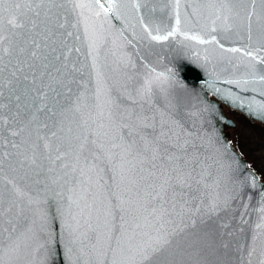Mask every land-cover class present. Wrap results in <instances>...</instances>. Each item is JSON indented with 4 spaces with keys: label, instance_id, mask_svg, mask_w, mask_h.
<instances>
[{
    "label": "snow or ice",
    "instance_id": "obj_1",
    "mask_svg": "<svg viewBox=\"0 0 264 264\" xmlns=\"http://www.w3.org/2000/svg\"><path fill=\"white\" fill-rule=\"evenodd\" d=\"M44 2L0 0V65H3L4 56L12 55L14 51L11 44L17 30L24 29L29 23L36 27L35 21L28 20L27 14L31 12L39 16ZM70 2L73 12L80 10L77 23L72 27L79 28L84 23L87 56L91 58L90 67L95 76L94 87L89 88L82 82V69L70 60L72 52L81 50L75 45L69 47L62 42L64 50L54 57L60 61L59 65L46 63L39 74L35 65H28L33 69L30 75L34 111L30 118L15 126L0 119V221L7 225L0 230V264H14L22 252V236L32 240L44 238V243L35 251L44 258L43 264L49 261L54 264L53 240L56 238L49 229L47 213L34 211L32 207L42 205L49 190L61 198L57 202V213L63 225L60 239L64 242L68 264H90L94 254L103 255L105 264H109V260L110 264H178L177 257L191 255L187 249L192 244L184 240L182 234L188 228H195L196 217L202 208L190 203L192 196L188 190L195 179V167L187 170V161L181 154L186 150L176 142L169 143L174 136L167 122L170 114L163 105L157 107L153 98L154 85L170 77L149 69L139 87L113 83L116 74L127 78L134 64L129 59L127 64L114 61L100 65V34L94 27L90 36L83 10H94L96 25L102 29L109 14L120 19L118 0ZM48 3L63 6L56 5V0H48ZM179 5L180 0H175L176 27L166 34H159L158 29L152 30L143 17L139 18L145 33L141 39L160 42L176 34L181 24ZM202 6L211 10L212 32L217 31L218 24L223 30H230L234 23H242L251 41L253 25H258L259 48L244 49L243 53L250 63L264 64V56L260 55V49H264V0H204ZM133 7L139 10L140 4H133ZM195 13L194 5L192 15ZM59 27L63 28L64 24ZM65 35L81 39L77 33L66 32ZM186 38L201 44L210 42L199 35H186ZM211 42H216L215 36ZM6 44L9 46L5 47ZM41 48V41L33 38L28 55L33 60L41 58ZM52 51L56 50L53 48ZM227 51L236 53L242 50L230 48ZM42 58L47 60L46 56ZM3 71L4 68L0 67V96H3ZM22 71V68L15 67L11 76L16 78L17 72ZM23 79L28 80V76ZM260 79L264 81V76ZM16 99L19 101L20 97ZM3 107L0 104V109ZM4 124H8L7 129L3 128ZM6 163L10 173L7 178ZM101 172L108 174L110 183L103 184V177H100L96 187L103 185L110 189L112 181H117V187L124 183L127 193L120 203V211H129L125 204L134 209L131 221L125 215L119 217L122 221L121 238L116 240L115 247L109 244L107 249H97L93 242L96 230L92 220L98 212L93 175L99 176ZM207 211H215V206H209ZM27 212L33 213L31 226L19 236L14 235L17 221ZM37 215L38 221L35 219ZM257 227L264 229V225ZM126 236L127 245L123 246L121 240ZM256 252L255 246L249 248V258ZM259 264H264V259Z\"/></svg>",
    "mask_w": 264,
    "mask_h": 264
},
{
    "label": "water",
    "instance_id": "obj_2",
    "mask_svg": "<svg viewBox=\"0 0 264 264\" xmlns=\"http://www.w3.org/2000/svg\"><path fill=\"white\" fill-rule=\"evenodd\" d=\"M82 2L91 3V0ZM102 2L107 3V0ZM118 2L120 19L109 14L102 29L96 25L94 10H83V19L87 22L90 36L94 27L100 34L99 63L104 65L120 61L127 64L130 59L134 67L127 73V78L122 74L113 77V83H127L130 87H139L149 69L170 77L154 85V102L157 107L163 105L170 114L167 122L174 136L169 143L176 142L186 150L181 154L187 161V170L191 171L195 167V179L188 191L192 196L190 203L201 207L202 211L196 217L195 228H188L182 234L184 240L192 244L187 249L191 255L177 257L178 264H249V260L251 264H259L264 259L261 256L264 251V229L257 227L264 225V180L235 148L229 130L235 129L237 125L225 112V109L235 111L247 120L264 126V81L260 79L264 76V64L258 61L250 63L243 53L244 49L259 48L258 25H253L251 41L248 40L247 29L242 23H234L230 30H223L218 24L217 31L212 32L211 10L202 6L204 0H180V30L168 40L156 42L141 39L145 33L139 18L143 17L152 30L158 29L159 34H166L176 27L175 0ZM136 3L140 4L139 10L133 7ZM56 5L63 6H53L45 0L39 9V16L31 12L27 14L28 20H34L36 27L33 28L29 23L24 29L17 30L11 44L14 51L12 55H5L3 65H0L4 68L3 96H0V104L4 107L0 109V119L11 122L13 126L26 121L34 111L30 75L33 69L28 65H35L38 74L43 71L46 63L59 65L60 61H56L54 57L61 55L64 50L62 42L69 47L75 45L81 49L80 52H72L70 60L82 69V82L88 84L89 88L94 87L95 76L90 67L91 58L87 56L88 40L84 35V23L79 28L72 27L77 23L80 10L73 12L70 0H56ZM194 5L196 13L192 15ZM60 24H64V27H59ZM66 32L77 33L81 39L67 37ZM185 34L199 35L210 42L201 44L186 38ZM213 36L216 37V42H211ZM33 38L42 43L41 58L35 60L28 55ZM53 48L55 52L52 51ZM230 48L242 51H227ZM260 55L264 56V49H260ZM45 56L47 60L42 58ZM15 67H20L23 71L17 72L16 78H13L11 72ZM24 76H28V80H24ZM235 81L242 83L237 85ZM17 96L20 97L19 101ZM60 99L63 103V98ZM3 128L7 129L8 124H4ZM8 175L10 173L6 163L5 178ZM100 177H103V184L110 183L107 173L93 175L98 208L92 220L96 230L93 242L97 249H107L109 244L115 247L116 240L121 238L122 221L119 217L125 215L131 221L134 209L125 204L129 211H120V203L127 193L124 183L117 187V181H112L110 189H105L103 185L97 188L96 183ZM60 200V197L49 190L45 202L32 207L34 211L47 213L49 229L56 238L53 240L54 264H68L64 242L60 239L63 233V225L57 213V202ZM213 205L215 211H207ZM32 218V212H27L20 218L14 235L24 233L31 226ZM35 219L38 221L39 216H35ZM6 226L0 221V230ZM3 235L7 236V233ZM127 241L126 236L121 244L126 246ZM43 243L42 237L32 240L22 236V252L14 264H43L44 258L35 251ZM253 246L257 252L249 258L248 250ZM48 264L52 262L49 261ZM90 264H105V257L94 254Z\"/></svg>",
    "mask_w": 264,
    "mask_h": 264
},
{
    "label": "rangeland",
    "instance_id": "obj_3",
    "mask_svg": "<svg viewBox=\"0 0 264 264\" xmlns=\"http://www.w3.org/2000/svg\"><path fill=\"white\" fill-rule=\"evenodd\" d=\"M228 115L236 122L232 129V142L250 166L264 179V126L247 120L230 110ZM230 131V130H229Z\"/></svg>",
    "mask_w": 264,
    "mask_h": 264
},
{
    "label": "flooded vegetation",
    "instance_id": "obj_4",
    "mask_svg": "<svg viewBox=\"0 0 264 264\" xmlns=\"http://www.w3.org/2000/svg\"><path fill=\"white\" fill-rule=\"evenodd\" d=\"M229 111H230V110H229V109H227V112H229ZM231 131H232V130H230V131H229V132H230V135H231ZM231 139H232V135H231Z\"/></svg>",
    "mask_w": 264,
    "mask_h": 264
},
{
    "label": "bare ground",
    "instance_id": "obj_5",
    "mask_svg": "<svg viewBox=\"0 0 264 264\" xmlns=\"http://www.w3.org/2000/svg\"><path fill=\"white\" fill-rule=\"evenodd\" d=\"M225 112H227V110H225Z\"/></svg>",
    "mask_w": 264,
    "mask_h": 264
}]
</instances>
